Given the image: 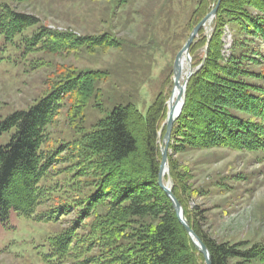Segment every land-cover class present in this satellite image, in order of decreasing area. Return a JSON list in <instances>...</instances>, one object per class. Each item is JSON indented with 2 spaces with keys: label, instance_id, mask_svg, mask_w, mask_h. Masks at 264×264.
Masks as SVG:
<instances>
[{
  "label": "trees",
  "instance_id": "1",
  "mask_svg": "<svg viewBox=\"0 0 264 264\" xmlns=\"http://www.w3.org/2000/svg\"><path fill=\"white\" fill-rule=\"evenodd\" d=\"M217 2L198 1L190 33ZM38 21L0 3L3 49L25 41L32 70L45 66L43 55L83 49L94 54L120 43L107 33L78 36ZM212 25L211 35L202 28L189 50L196 69L168 155L173 193L212 264L264 260L262 243L220 242L210 235L206 209L192 208L188 201L198 190L188 184L175 157L212 148L264 151V68H252L264 63V0H221ZM226 28L232 33L229 57ZM108 74L59 64L41 97L0 122V133L11 132L10 141L0 146V222L15 210L58 225L39 253L50 264H206L158 182L169 95L162 91L146 114L133 102L116 104L84 130L86 110L92 101L100 105L98 85ZM62 110L73 139L55 145L52 133Z\"/></svg>",
  "mask_w": 264,
  "mask_h": 264
},
{
  "label": "rangeland",
  "instance_id": "2",
  "mask_svg": "<svg viewBox=\"0 0 264 264\" xmlns=\"http://www.w3.org/2000/svg\"><path fill=\"white\" fill-rule=\"evenodd\" d=\"M198 1L0 0L18 12L34 15L49 30L78 36L107 33L120 42L94 54L83 49L73 54L43 55L45 66L32 70L26 42L3 49L4 39L0 38V122L41 97L59 64L74 65L79 71L109 72L108 79L98 85L100 105L92 101L86 110L84 130L91 129L116 104L133 102L146 114L162 91L169 95V101L174 88V60L190 35L189 20ZM213 28L212 24L205 27L208 37ZM224 41L229 57L232 33L228 28ZM261 51L264 53V46ZM252 68L263 69L264 63ZM65 112L62 110L53 129L55 145L73 139ZM10 138V131L0 133V146ZM175 157L187 171L188 184L198 190L188 201L192 208L206 209L204 227L211 236L220 242L250 240L264 244V151L212 148ZM164 181L173 188L169 173ZM59 229L58 225L37 222L13 210L8 220L0 222V264H50L39 255L40 250H46L41 245ZM241 261L233 264H264L262 259Z\"/></svg>",
  "mask_w": 264,
  "mask_h": 264
},
{
  "label": "water",
  "instance_id": "3",
  "mask_svg": "<svg viewBox=\"0 0 264 264\" xmlns=\"http://www.w3.org/2000/svg\"><path fill=\"white\" fill-rule=\"evenodd\" d=\"M220 2H221V0H218L216 6L193 28V30L191 31V33H190L188 39L186 40L185 44L183 45V47L180 49V51L177 53V55L175 57L174 64H173L174 87L179 86L182 89V91L180 93V99H183L182 107H183L184 102H185L187 83H188L191 75L194 73L193 68L191 66V63H190L191 62V56H190V51H189L190 47L194 43L195 39L198 37L200 30L202 28H205L207 21L212 19V22H213V19L218 12ZM184 55H186L188 58L190 72L188 73V75L184 81V85L182 87V85H180V78L182 76L181 59ZM179 115H180V113L177 116H175L173 110L168 108L167 118L165 120L166 132L164 134L163 141H162V144L160 146V150L162 153V160H161V164H160L158 182H159V185L161 186V188L170 197L179 221L184 225L185 229L189 233V235H190L193 243L195 244L196 248L203 254L205 261H206V264H212L211 256H210V252H209L208 247L206 246L204 241L195 233V231L192 229V227L188 223V221L184 215V210H183V207H182L180 201L178 200V198L173 193L172 186L169 187L167 185V183L164 181L163 174H162L164 167H166V166L168 167V155H169V147H170V142H171L172 129H173L174 124H175Z\"/></svg>",
  "mask_w": 264,
  "mask_h": 264
},
{
  "label": "bare ground",
  "instance_id": "4",
  "mask_svg": "<svg viewBox=\"0 0 264 264\" xmlns=\"http://www.w3.org/2000/svg\"><path fill=\"white\" fill-rule=\"evenodd\" d=\"M212 24V19L208 20L207 23H206V28H209L210 25ZM181 67H182V76L180 78V85H184V81L188 75V73L190 72V68H189V62H188V58L186 55H184L181 59ZM182 89L179 87V86H175L173 88V91H172V95L168 101V108L169 109H172L173 112H174V115L177 116L179 113H181L182 111V102H183V99H180V93H181ZM169 173V169L168 167H164L163 169V178L166 179V176L168 175ZM167 185L170 187V183H167Z\"/></svg>",
  "mask_w": 264,
  "mask_h": 264
}]
</instances>
